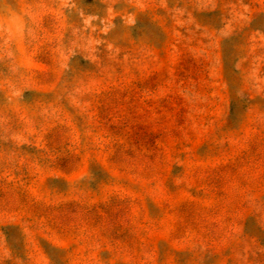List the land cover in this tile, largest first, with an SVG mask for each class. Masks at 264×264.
I'll return each instance as SVG.
<instances>
[{
  "label": "rangeland",
  "instance_id": "374dc122",
  "mask_svg": "<svg viewBox=\"0 0 264 264\" xmlns=\"http://www.w3.org/2000/svg\"><path fill=\"white\" fill-rule=\"evenodd\" d=\"M0 264H264V0H0Z\"/></svg>",
  "mask_w": 264,
  "mask_h": 264
}]
</instances>
